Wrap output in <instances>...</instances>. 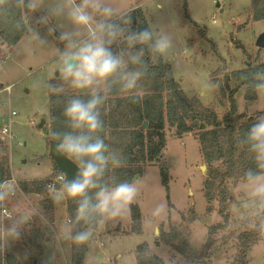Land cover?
<instances>
[{
  "label": "rangeland",
  "instance_id": "obj_1",
  "mask_svg": "<svg viewBox=\"0 0 264 264\" xmlns=\"http://www.w3.org/2000/svg\"><path fill=\"white\" fill-rule=\"evenodd\" d=\"M108 2L113 5L116 17L135 7L141 8L154 35H166L171 40V47L163 59L171 66L174 79L188 97L196 96L204 105H213L219 118L224 107L219 104V91L211 76L221 79L226 71L241 69L246 62H264V47L256 46L257 38L264 34V19L251 18V0ZM59 3L60 0H43L37 11L23 13L27 29L17 42L9 46L0 40V129L4 124L10 125V136L0 133V141L6 145L9 158L8 177L3 181L12 178L19 187L8 206L19 210L35 208L47 220L43 223L40 216L34 217L21 238L5 251V254L16 257L15 264H31L34 252L39 253L41 264H70V239H66L62 232V226L68 222L65 201L56 205L47 191L25 192L20 187L22 182L45 181L56 173L45 133L49 126L48 84L53 78H56L59 89L70 84L59 74L57 49L62 50L64 42L57 39L49 28L72 31L73 26L63 17L51 18L46 25L35 21L57 9ZM34 32L39 33V39ZM81 34L86 33L81 30ZM41 39L46 43H40ZM6 48L9 55L4 58ZM103 83L89 90H100ZM230 86H234V82L231 81ZM245 92L242 85L234 93L237 113H264V90L256 89L255 99H246ZM42 120L44 123L40 126ZM165 130L168 194L162 182L161 167L146 165L142 174L132 181L138 188L133 203L138 204L142 215V232L123 233L130 225L129 212L121 219L99 225L82 264H135L134 250L141 242H146L152 253L164 254L181 264L182 257L170 246L155 244V228L162 224L166 230L169 223L179 225L184 221L188 241L193 253L197 254L207 239L208 228L222 220L216 200L212 202L211 211L206 209L202 189L207 167L201 159L197 138L189 132L175 136L168 126ZM228 188L232 195L228 226L215 234L211 264H234L237 235L244 228L248 230L256 214L250 206L254 198L244 180L231 179ZM160 204L166 205L167 215L157 222L153 214ZM192 210L195 215L188 223ZM117 227L122 232H117ZM247 264H264V233L247 252Z\"/></svg>",
  "mask_w": 264,
  "mask_h": 264
},
{
  "label": "trees",
  "instance_id": "obj_2",
  "mask_svg": "<svg viewBox=\"0 0 264 264\" xmlns=\"http://www.w3.org/2000/svg\"><path fill=\"white\" fill-rule=\"evenodd\" d=\"M28 1L5 0L0 4V40L7 45L17 42L24 34L27 26L22 18L23 13L30 10L26 7ZM118 23L126 31L112 44L114 54L121 55L127 64V70H139L144 75L137 82L134 90H123V82L119 76L113 77L98 91L105 97L99 111L104 121L103 132L98 133L104 138L109 147L108 155L115 156L122 161L119 166L109 164L103 178V183L109 186L118 182L133 181L134 176H140L148 164H157L161 167L162 182L168 194L167 165L164 159L166 144V126L173 129L175 136L191 133L197 138L202 161L206 164V175L203 181V196L207 202L206 209L211 211L212 202H218V212L222 220L208 228L207 239L199 253L194 254L187 237L184 221L182 224H168L167 229L159 226L160 236L156 237L155 244L164 243L170 246L182 257L181 264H211L213 255L212 246L216 241L215 234L228 226V209L232 195L228 188V181L239 178L245 181V173L260 172L246 143V134L256 119L264 115L254 113L247 115L237 113V104L234 93L244 85L246 99H255L256 86L264 84L259 74L264 73V62L245 63L241 69L226 71L221 79L211 76L212 83L219 91V104L224 112L219 118L213 105H204L196 96L188 97L179 83L174 79L171 66L163 57L149 51L146 45L130 47L124 37L128 31H138L150 28L147 19L140 7L117 16ZM251 18L264 19V0H251ZM151 30V28H150ZM123 38V39H121ZM143 47V63L133 65L130 55ZM1 60V58H0ZM234 86H230V82ZM56 78L49 83L56 85ZM59 89V88H57ZM91 90L83 92L70 85L53 92L48 88L49 98V126L45 133L49 142H55L51 133L53 131L64 133L72 131L63 115L67 102L72 98L90 99ZM143 122L146 126L142 127ZM54 166H57L54 163ZM9 158L6 145L0 141V182L8 177ZM57 172V171H56ZM43 180H33L20 183L25 192H45ZM58 186V185H57ZM45 207V206H44ZM67 218H75L76 203L65 200ZM187 222L193 220L194 211ZM130 225L125 234H138L142 232V215L137 203L130 205ZM184 219V215H182ZM259 218L255 214L251 226L244 228L236 238V257L234 264H247V252L260 238L261 232L257 230ZM86 227L82 222L75 225L74 230H83ZM96 227L92 238L85 245H74L70 240V264H82L89 244L95 238ZM117 232H122L116 228ZM39 248V247H37ZM41 249V247H40ZM39 253L31 256V264H41ZM135 264H163L160 256L152 253L146 242L138 243L134 250Z\"/></svg>",
  "mask_w": 264,
  "mask_h": 264
},
{
  "label": "clouds",
  "instance_id": "obj_3",
  "mask_svg": "<svg viewBox=\"0 0 264 264\" xmlns=\"http://www.w3.org/2000/svg\"><path fill=\"white\" fill-rule=\"evenodd\" d=\"M5 0H0L3 4ZM23 4V0H20ZM43 0H28L26 7L35 12L41 8ZM63 17L72 26V31H60L50 27L49 31L57 39L64 42V48L57 49L59 74L74 89L87 92L100 82L107 83L119 76L123 82V90H134L137 82L144 75L139 70H127L125 59L114 54L112 44L126 30L120 26L116 12L108 0H60L57 9L36 18L38 24H49L51 18ZM81 30L86 34L82 35ZM39 39V33L34 32ZM130 47L146 45L151 53L165 56L171 47V40L166 36L156 37L150 28L128 31L124 37ZM40 43H46L40 40ZM143 47L130 55L133 65L143 63ZM264 80V73L259 74ZM48 88L57 92L56 85L49 83ZM257 90H264V84H258ZM259 94V91H258ZM91 98L70 99L64 107L63 115L72 131L60 133L53 131L51 136L58 153L66 156L76 166V175L71 179L64 172L57 174V180L46 185V191L54 204L65 200L76 203L75 218L62 226L66 239L74 245H85L92 238L96 227L108 221L125 217L130 205L136 200L138 188L135 182H118L112 186L103 183L109 164L119 166L120 159L115 156L109 159V147L98 133L103 132L104 121L99 106L105 97L98 91L90 93ZM246 143L260 172L249 170L245 173V182L249 185L254 198L250 206L255 210L259 222L257 230L264 233V115L259 116L250 126L246 134ZM57 183L59 187H57ZM18 185L12 178L0 182V255L10 245L19 240L26 227L40 212L35 209L19 210L10 208L8 202L15 196ZM155 221L163 220L167 215L165 204H160L154 212ZM43 223L47 220L40 216ZM86 225L83 230H74L75 225ZM159 237V227L153 233ZM163 264H176L175 260L160 254ZM100 264V262H98Z\"/></svg>",
  "mask_w": 264,
  "mask_h": 264
},
{
  "label": "water",
  "instance_id": "obj_4",
  "mask_svg": "<svg viewBox=\"0 0 264 264\" xmlns=\"http://www.w3.org/2000/svg\"><path fill=\"white\" fill-rule=\"evenodd\" d=\"M218 6V4H216ZM256 46L258 47H264V34L259 35V37L256 40ZM44 123L42 120L40 123V126ZM146 122H143L142 127L146 126ZM49 154L54 160L56 166H57V172H64L67 174V177L71 179L73 176L76 175L77 168L75 164L68 159L66 156L60 154L56 150V144L55 142H51L49 145ZM202 168H205V165H202ZM137 176H134L133 179H136ZM6 261L8 264H15L16 263V257L12 254L6 255Z\"/></svg>",
  "mask_w": 264,
  "mask_h": 264
},
{
  "label": "built area",
  "instance_id": "obj_5",
  "mask_svg": "<svg viewBox=\"0 0 264 264\" xmlns=\"http://www.w3.org/2000/svg\"><path fill=\"white\" fill-rule=\"evenodd\" d=\"M218 2H220L221 0H217ZM218 5H219V3H217ZM2 46V42L0 41V47ZM8 55H9V52H8V50H7V48L4 50V52H3V57L4 58H7L8 57ZM8 89V88H7ZM11 114L12 115H14L15 114V112L14 111H12L11 112ZM0 133L2 134V135H8V136H10V125L9 124H4L2 127H1V129H0ZM59 172H56L55 173V175L52 177V178H50V179H47V180H45V183H44V185H45V187H46V185L47 184H49V183H53V182H55L56 180H57V174H58ZM13 181H14V179H13ZM4 182V181H3ZM15 183H16V181H14ZM17 184V183H16ZM57 185H59L58 183H57ZM19 190V187L17 186L16 188H15V194H16V192ZM6 255L7 254H3V255H1V258H0V264H8L7 263V261H6Z\"/></svg>",
  "mask_w": 264,
  "mask_h": 264
},
{
  "label": "crops",
  "instance_id": "obj_6",
  "mask_svg": "<svg viewBox=\"0 0 264 264\" xmlns=\"http://www.w3.org/2000/svg\"><path fill=\"white\" fill-rule=\"evenodd\" d=\"M262 114H264V113H262ZM64 205H65V203H64ZM66 208V207H65ZM54 210V209H53ZM66 215H67V213H66ZM67 221H68V218H67ZM64 235V234H63Z\"/></svg>",
  "mask_w": 264,
  "mask_h": 264
}]
</instances>
